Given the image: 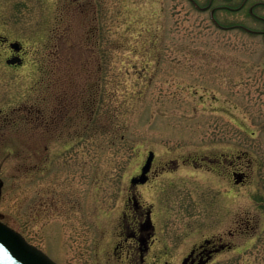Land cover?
I'll return each mask as SVG.
<instances>
[{"label":"rangeland","instance_id":"374dc122","mask_svg":"<svg viewBox=\"0 0 264 264\" xmlns=\"http://www.w3.org/2000/svg\"><path fill=\"white\" fill-rule=\"evenodd\" d=\"M0 176L1 218L58 264H131L135 193L148 264L221 238L209 264H264V0H0Z\"/></svg>","mask_w":264,"mask_h":264},{"label":"flooded vegetation","instance_id":"af4514ba","mask_svg":"<svg viewBox=\"0 0 264 264\" xmlns=\"http://www.w3.org/2000/svg\"><path fill=\"white\" fill-rule=\"evenodd\" d=\"M206 8H202V9H206ZM213 11L215 14L216 8L211 9L212 13ZM250 13L251 14L253 13V7L250 8ZM11 43L12 42L9 43L11 54L8 59L19 57L22 58V61H24L23 47L20 50V52H15L11 48ZM9 66L15 68V67H19L20 65L16 64ZM30 110L31 112L33 111V109ZM38 113L43 114L42 110H39ZM238 161L239 164L240 162L243 163L241 156H238ZM230 164L232 165V167H235L233 171L235 182L239 178L242 180V182L239 185H243L248 178L247 172L242 170V168H240L238 164H235L232 161ZM151 172H152V168L149 173V179L147 183L151 179V175H150ZM138 186L140 185H136L132 187L133 189H135ZM128 205L130 206V208L134 213V218H133L134 220L130 223L127 220L126 223L124 224V234H125L124 242L116 245L115 254L116 255L121 254L126 249V254L128 255V258L129 256L132 258L131 264H148V257L151 251V245L155 238V232H156L155 223L152 218L153 210L151 207L146 208L143 202L139 200V197L137 196L136 193L129 198ZM148 219L151 220L152 222V228L147 231L146 229H144V225L145 223H147ZM231 234H233V232H231ZM129 241H131L132 243L129 244ZM230 247L231 245L228 243H224L222 241V238L220 239V241H215L214 239L206 240L205 243L200 245L199 247H194L190 251V253L184 258V262L186 260V264H209L217 254H219L221 251L225 250L226 248H230Z\"/></svg>","mask_w":264,"mask_h":264},{"label":"water","instance_id":"95a60500","mask_svg":"<svg viewBox=\"0 0 264 264\" xmlns=\"http://www.w3.org/2000/svg\"><path fill=\"white\" fill-rule=\"evenodd\" d=\"M11 48L19 52L21 50V44L14 42L11 44ZM22 59L17 57L7 60L8 65L21 64ZM155 159V153L151 151L147 158V161L142 168L141 175L134 177L131 181L132 186L138 184H145L149 179V172L151 171L153 161ZM241 179L238 178V183ZM4 181L0 177V200L2 197ZM152 228L151 220H147L144 225V229L147 231ZM186 264V261L184 262ZM0 264H58L45 252L38 247L30 244L26 238L15 229L1 220L0 216Z\"/></svg>","mask_w":264,"mask_h":264}]
</instances>
